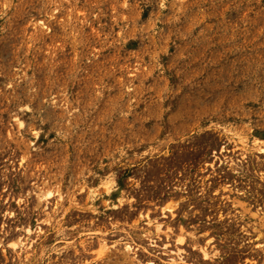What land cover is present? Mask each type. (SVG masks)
<instances>
[{"label": "rangeland", "instance_id": "374dc122", "mask_svg": "<svg viewBox=\"0 0 264 264\" xmlns=\"http://www.w3.org/2000/svg\"><path fill=\"white\" fill-rule=\"evenodd\" d=\"M0 264H264V0H0Z\"/></svg>", "mask_w": 264, "mask_h": 264}]
</instances>
